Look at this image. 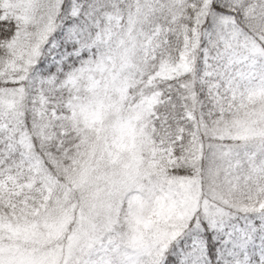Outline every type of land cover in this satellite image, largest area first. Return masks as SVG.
Masks as SVG:
<instances>
[{
    "label": "snow or ice",
    "instance_id": "snow-or-ice-1",
    "mask_svg": "<svg viewBox=\"0 0 264 264\" xmlns=\"http://www.w3.org/2000/svg\"><path fill=\"white\" fill-rule=\"evenodd\" d=\"M0 264H264V0H0Z\"/></svg>",
    "mask_w": 264,
    "mask_h": 264
}]
</instances>
